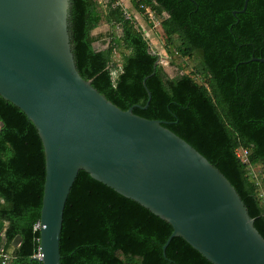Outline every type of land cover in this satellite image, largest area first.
<instances>
[{"label": "trees", "instance_id": "16d2710c", "mask_svg": "<svg viewBox=\"0 0 264 264\" xmlns=\"http://www.w3.org/2000/svg\"><path fill=\"white\" fill-rule=\"evenodd\" d=\"M70 2V43L80 75L119 108L136 104L134 114L163 121L205 156L234 186L264 238V177L249 173L258 164L264 170V0H248L237 16L231 11L242 9L244 0H131L140 14L148 7L159 15L166 45L196 60L193 71L202 83L191 73L168 77L145 29L117 0ZM102 21L121 32L97 49L104 35L92 30ZM145 76L151 97L143 108ZM0 122V240L3 234L9 247L21 237L10 264H39L31 256L38 246L33 224L42 205L43 145L33 123L1 96ZM238 148L248 150V163L238 159ZM171 232L167 221L80 170L63 211L60 264H212L181 237L163 253Z\"/></svg>", "mask_w": 264, "mask_h": 264}, {"label": "water", "instance_id": "95a60500", "mask_svg": "<svg viewBox=\"0 0 264 264\" xmlns=\"http://www.w3.org/2000/svg\"><path fill=\"white\" fill-rule=\"evenodd\" d=\"M70 6L0 0V96L33 123L45 156L39 264H60L63 211L80 170L167 221L163 253L181 237L212 264H264V238L224 174L163 121L134 114L136 104L119 108L80 75Z\"/></svg>", "mask_w": 264, "mask_h": 264}, {"label": "rangeland", "instance_id": "374dc122", "mask_svg": "<svg viewBox=\"0 0 264 264\" xmlns=\"http://www.w3.org/2000/svg\"><path fill=\"white\" fill-rule=\"evenodd\" d=\"M99 2H103L106 0H98ZM118 3L124 8L126 15L132 17L136 23L138 28L145 29L146 39L148 40L150 49L153 53L158 54L159 63L165 72V74L173 78L180 73H191V75L198 82H204V80L199 76L194 74V65L196 60L190 58L188 56H181L179 53L173 51L172 47L166 45L165 35L160 25V17L158 14L153 12V17L149 18L147 14H140L131 4V0H117ZM121 30L118 27H111L105 21H102L95 29L92 30V34L94 36L104 35L102 40L94 43V47L97 49H103L109 44L110 33H114L115 35H119ZM169 49L171 52H169ZM121 51L122 47L118 46L114 50V54L112 57V62L114 64V69H116L115 76L119 72L121 66ZM169 54L173 58H169ZM182 68L181 71H179ZM255 173L258 175V180L261 181V178L264 177L263 166L260 164L255 165L253 167ZM263 186V185H262ZM260 190L264 194V186L260 188Z\"/></svg>", "mask_w": 264, "mask_h": 264}, {"label": "built area", "instance_id": "2783aa9c", "mask_svg": "<svg viewBox=\"0 0 264 264\" xmlns=\"http://www.w3.org/2000/svg\"><path fill=\"white\" fill-rule=\"evenodd\" d=\"M145 13L147 14V16L149 18L153 17V11L150 10V8L146 7L145 8ZM127 16V15H126ZM129 17V16H127ZM110 67H112V65H110ZM116 73V69L113 68L112 70V75L115 76ZM247 152L248 150L246 148H238L236 150V156L238 157V159L243 162V163H248V159H247ZM250 175H252L254 178L256 177V173L254 171L253 168H251V172H249ZM260 196H264L263 192L261 191V195ZM41 222L40 219H38L36 222H34L33 224V231H37L39 232V229L41 228ZM37 241H38V246L35 249L34 253L32 254V258L37 260V261H41V259L43 258V253L41 250V247L39 245V237H37ZM13 258L11 253H8L5 250L0 249V264H9V261Z\"/></svg>", "mask_w": 264, "mask_h": 264}, {"label": "crops", "instance_id": "0c3cea01", "mask_svg": "<svg viewBox=\"0 0 264 264\" xmlns=\"http://www.w3.org/2000/svg\"><path fill=\"white\" fill-rule=\"evenodd\" d=\"M4 225L6 226L7 225V223H4ZM16 246H13V244H11V246H9V247H7V242H6V240L3 238V234H2V236H1V240H0V249H2V250H5V251H7L8 253H11V254H13V251H14V248H15ZM34 253V252H33ZM13 256V255H12ZM32 257V256H31ZM33 259V258H32ZM35 260V259H34ZM37 261V260H36ZM10 262V261H9ZM39 262V261H38ZM40 263V262H39ZM10 264V263H9Z\"/></svg>", "mask_w": 264, "mask_h": 264}, {"label": "flooded vegetation", "instance_id": "af4514ba", "mask_svg": "<svg viewBox=\"0 0 264 264\" xmlns=\"http://www.w3.org/2000/svg\"><path fill=\"white\" fill-rule=\"evenodd\" d=\"M240 10L241 9H234V10H232L231 11V13H232V15L234 16H237L238 14H240V13H244L245 12V10L243 11V12H240ZM239 19L238 20H236L235 22H232L231 24H230V29H232L233 27H238L239 26ZM158 55V54H157ZM169 58H173L170 54H169ZM194 59V58H193ZM256 58H254V60H255ZM262 60H264V59H262ZM157 64H159L160 65V63H159V57H158V60H157Z\"/></svg>", "mask_w": 264, "mask_h": 264}, {"label": "clouds", "instance_id": "9594fccd", "mask_svg": "<svg viewBox=\"0 0 264 264\" xmlns=\"http://www.w3.org/2000/svg\"><path fill=\"white\" fill-rule=\"evenodd\" d=\"M152 52V51H151ZM153 53V52H152ZM39 237V236H38Z\"/></svg>", "mask_w": 264, "mask_h": 264}]
</instances>
